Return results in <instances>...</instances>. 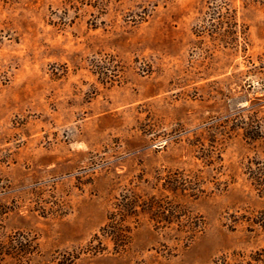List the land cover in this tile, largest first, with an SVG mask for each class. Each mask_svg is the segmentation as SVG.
<instances>
[{
	"label": "rangeland",
	"instance_id": "obj_1",
	"mask_svg": "<svg viewBox=\"0 0 264 264\" xmlns=\"http://www.w3.org/2000/svg\"><path fill=\"white\" fill-rule=\"evenodd\" d=\"M257 164L264 0H0V244L263 264Z\"/></svg>",
	"mask_w": 264,
	"mask_h": 264
},
{
	"label": "trees",
	"instance_id": "obj_2",
	"mask_svg": "<svg viewBox=\"0 0 264 264\" xmlns=\"http://www.w3.org/2000/svg\"><path fill=\"white\" fill-rule=\"evenodd\" d=\"M250 178L254 188L258 191H264V165L259 166L258 164L254 169L250 171ZM125 211V216L128 212L132 213L129 209H121ZM134 210V209H133ZM124 214V213H123ZM129 214V213H128ZM111 238L114 242L124 243L127 237L116 231L110 233ZM36 252V243L29 239L26 243L18 242L15 239H11L7 245L0 244V264H8L5 257L11 259L10 264H33V257ZM251 260L255 262H262L264 264V247L254 254L251 255Z\"/></svg>",
	"mask_w": 264,
	"mask_h": 264
}]
</instances>
